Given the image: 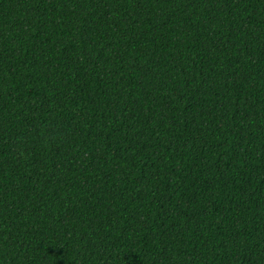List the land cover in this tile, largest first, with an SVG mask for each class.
I'll list each match as a JSON object with an SVG mask.
<instances>
[{
  "label": "trees",
  "instance_id": "1",
  "mask_svg": "<svg viewBox=\"0 0 264 264\" xmlns=\"http://www.w3.org/2000/svg\"><path fill=\"white\" fill-rule=\"evenodd\" d=\"M0 264H264V0H0Z\"/></svg>",
  "mask_w": 264,
  "mask_h": 264
}]
</instances>
